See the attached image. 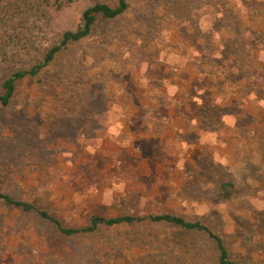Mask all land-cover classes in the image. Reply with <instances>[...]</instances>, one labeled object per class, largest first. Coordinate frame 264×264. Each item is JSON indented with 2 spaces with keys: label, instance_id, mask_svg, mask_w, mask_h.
<instances>
[{
  "label": "rangeland",
  "instance_id": "374dc122",
  "mask_svg": "<svg viewBox=\"0 0 264 264\" xmlns=\"http://www.w3.org/2000/svg\"><path fill=\"white\" fill-rule=\"evenodd\" d=\"M127 1L0 105V195L75 228L181 216L264 264V0ZM52 4L31 23L29 51L9 50L0 94L4 75L41 64L92 0ZM209 243L148 222L66 236L0 199V264H193Z\"/></svg>",
  "mask_w": 264,
  "mask_h": 264
},
{
  "label": "trees",
  "instance_id": "16d2710c",
  "mask_svg": "<svg viewBox=\"0 0 264 264\" xmlns=\"http://www.w3.org/2000/svg\"><path fill=\"white\" fill-rule=\"evenodd\" d=\"M51 2L53 3L51 7H56L60 11L66 7V3H71L72 0H0V66L9 60L11 48L16 46L29 51L32 28H35L31 26V23L38 13L42 16L49 14L47 5H50ZM128 8L127 0H92L91 6L82 13L79 25L73 30L62 32L59 42L46 48L41 64L28 70L13 69L4 75L3 80H1L3 93L0 94V105L3 107L10 105L22 80L37 76L41 69L49 66L57 55L67 49L69 45L86 39L92 33L99 17L115 19L123 15ZM0 199L6 207L19 208L26 213H35L41 220L53 224L61 234L66 236H96L103 230L123 224L139 225L145 222L169 224L185 231L203 233L210 240L206 250L195 251L190 257L193 264H248L235 258L225 246L221 236L214 233L209 227L199 221H189L181 216L161 214L142 218L127 214L109 219L93 216L85 226L75 228L64 225L55 215L46 210L38 209L30 202L15 199L6 194H1ZM160 258H163V254H160Z\"/></svg>",
  "mask_w": 264,
  "mask_h": 264
},
{
  "label": "clouds",
  "instance_id": "9594fccd",
  "mask_svg": "<svg viewBox=\"0 0 264 264\" xmlns=\"http://www.w3.org/2000/svg\"><path fill=\"white\" fill-rule=\"evenodd\" d=\"M118 125L116 126V127H114V128H110L109 129V132L111 133V134H113V135H115V134H117V129H118Z\"/></svg>",
  "mask_w": 264,
  "mask_h": 264
}]
</instances>
